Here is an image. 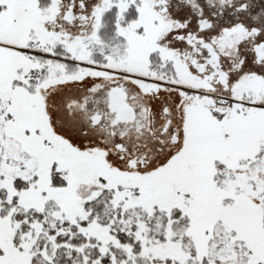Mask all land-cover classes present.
Segmentation results:
<instances>
[{
  "label": "snow or ice",
  "instance_id": "6c2138e0",
  "mask_svg": "<svg viewBox=\"0 0 264 264\" xmlns=\"http://www.w3.org/2000/svg\"><path fill=\"white\" fill-rule=\"evenodd\" d=\"M0 264H264V0H0Z\"/></svg>",
  "mask_w": 264,
  "mask_h": 264
}]
</instances>
